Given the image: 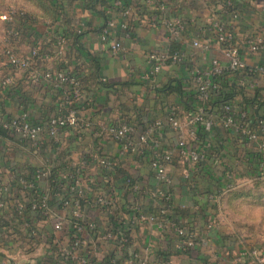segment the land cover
<instances>
[{"label": "crops", "instance_id": "1", "mask_svg": "<svg viewBox=\"0 0 264 264\" xmlns=\"http://www.w3.org/2000/svg\"><path fill=\"white\" fill-rule=\"evenodd\" d=\"M116 1L52 0L61 8L55 22L52 23L49 18L41 20L27 31L28 36L21 37L17 42V48L23 54L29 52L33 39L37 44L45 42L48 49L57 53L55 37L60 33L66 36L62 51L65 53L59 57V60L63 59L58 63L59 70L79 75L83 94L77 104L83 105L80 114L93 129L125 119L135 123V135H138L145 132L155 119L163 118L168 105H177L184 111L182 100L191 99L195 92L193 70L206 75L211 70L213 59L218 60L221 73L209 77L219 88L225 83L233 86L235 100L241 101V94L251 95L255 89L264 95V77L232 72L228 59L221 53V45L214 39L206 51L193 46L195 40L211 37L212 24L221 22L233 34L246 65H264V0H235L232 12L218 4L195 11L192 16L173 7H164L162 15L153 14L155 1L161 0H131L125 10ZM179 13L181 17L177 16ZM174 18H180L185 23L179 38L171 37L164 24ZM110 20L114 21V25L109 28L107 39L102 41L100 33ZM249 39L261 41V49L251 51ZM115 41L121 44V48L112 53L110 47ZM172 42L179 44L182 60L173 62L168 59L159 71L151 73L154 61L149 59V54H170ZM4 67V61H0V74L4 73ZM11 74L13 85L0 87V114L3 118L26 111L31 122L46 124L51 116L65 112L66 109L61 107L68 108L64 105L65 99H68L65 94L68 86L48 82L35 68L25 72L11 71ZM94 74L98 77L94 78ZM100 81L114 83L115 91L109 92ZM165 85L171 89L163 90ZM215 110L214 106L210 108L216 125L208 127L201 124L198 129L200 136L211 142L206 161L196 166L173 163L170 167L173 206L188 208L190 215L181 219L175 210L169 209L167 217L172 214V218H178L187 229L193 230L196 237L194 248H179L178 236L169 223L158 227L155 223L145 222L129 233V252H122L114 246L95 245L90 249L94 259L102 261L105 256L113 254L120 259V264H128L134 251L146 256L148 264H245V260L236 261L239 251L263 242L264 223L261 219L258 222L247 219L234 223L233 220L225 221V215L218 208L207 210V203H212L209 196L222 192L226 176L232 181V187L226 191L249 188L259 179L247 167L248 160L258 152L256 145L221 126ZM91 131L82 127H67L56 137L45 136L40 150L31 149L16 134L0 132V186L10 185L9 193L0 194V199L11 207L0 211L4 224L0 228V264H59L51 253L55 245L67 243L66 233L55 234L52 217H43L30 210L22 218H12L15 197H23L24 191H27L13 178L16 174L29 179L34 177L32 180L37 188L44 190L50 172L59 177L68 163L77 161L86 150L93 149L116 161L112 176L117 200L123 206L134 200L143 213L155 211L159 203L150 197L149 191L158 188L160 183L149 167V149L142 155L124 154L118 143L109 138L96 139ZM161 142L163 147L177 153L175 133L167 126L162 129ZM35 169L46 171V175L37 178L32 173ZM85 177L94 181L93 187L98 191L99 175L92 166L85 170ZM127 179L138 184L139 191L128 188ZM51 208L52 213L55 211L60 217H67L65 211ZM98 213L90 211L91 216H99L97 220L102 227H106L110 218L115 216ZM210 216L215 223L209 228L207 222ZM31 228L38 230L33 239L34 246L28 238ZM103 250L107 254H103Z\"/></svg>", "mask_w": 264, "mask_h": 264}, {"label": "built area", "instance_id": "2", "mask_svg": "<svg viewBox=\"0 0 264 264\" xmlns=\"http://www.w3.org/2000/svg\"><path fill=\"white\" fill-rule=\"evenodd\" d=\"M116 3L120 5L119 1ZM227 4H231V0H228ZM127 12L126 10L125 13ZM36 19L34 14L17 6H9L6 11L0 13V61H4V65H9L11 71L32 68L37 59L48 62L47 68L42 70L40 75L55 85L68 86L69 89L65 94L72 93L75 98L81 99L83 91L79 88V81L67 72L55 71L51 63L52 54L40 53L38 45L31 46L26 54L19 52L17 42L21 39V34L15 24L18 21L32 23ZM164 24L173 38H179L185 29V23L180 18L165 21ZM113 25L114 21L110 20L102 29L100 33L102 41L107 39L109 28ZM210 32L212 33L211 37H206L202 41L195 40L193 46L198 50L206 51L214 39L221 45V53L228 59V67L232 72L264 77V65L247 66L241 59L233 34L224 24L214 22ZM64 41L63 38L58 37L56 51L59 54L64 49ZM248 41L251 51L261 49V41L254 39ZM120 48L121 44L115 41L110 50L115 53ZM148 57L154 61L151 73H155L168 59L179 62L183 55L179 52L161 56L150 53ZM218 64V60L213 59L211 70L206 75L199 70H193L194 93L197 103L195 110L190 109L188 111L185 109L183 111L177 105H168L165 116L155 119L145 132L138 135H135V123L127 120H116L93 129L90 123L81 116L82 110L77 109H69L65 114H55L48 119L46 124L31 122L26 111L10 118H3L0 114V129L18 135L28 143L31 149L40 150L45 136L56 137L67 127L72 129L82 127L91 129V134L96 139L109 138L118 143L121 152L124 154L142 155L147 149L151 152L149 167L160 185L158 188L150 189L149 195L155 202L161 201L162 205L157 206V208L159 207L158 210L155 209L156 211L148 214L143 213L134 200L129 201L124 206L117 200L116 186L112 176L116 161L112 157L92 151L93 149L84 151L77 161L68 163L55 181L53 188L47 185L43 190L37 188L32 181L20 174L14 176V182L27 190L24 191L23 197H15L14 210L16 213L24 216L25 212L30 210L43 217H52L53 232L55 234L66 233L67 243L55 245L51 253L53 259H58L59 264H120V259L113 254L105 256L102 261H97L91 256L90 249L95 245H103L105 247L114 246L122 252L127 250L129 252V233L139 224L145 222L155 223L158 227L169 223L179 237L177 243L179 248L185 249L196 244L193 232L188 231L183 226H175L174 222L167 217L169 208L166 206V202L173 200L170 190L172 185L170 167L173 163H179L182 166H196L208 158L211 142L201 141L198 129L201 124L208 127L216 125V119L208 112L207 101L211 92L219 88L209 77L221 73ZM13 81L14 78L11 73L0 74L1 88L8 87ZM251 85L253 86L254 82ZM221 112V116L218 117L220 125L240 135L246 142L256 145L257 151L263 156L262 162H264V119L257 120L256 126H252L249 117L253 108L240 110L230 103L223 104ZM164 126L175 133L176 154L162 145L161 137ZM90 166L99 175L98 191H95L93 187L94 181L87 180L85 177V170ZM45 175L46 171L41 169L36 172L37 178ZM231 182L229 176H226L221 191L230 189L232 187ZM138 186L136 183L133 184L131 186L132 191H139ZM9 190L10 185L0 186V194L7 195ZM209 200L212 203H217L218 197L211 194ZM5 205V200L0 199V208L5 209ZM51 206L65 211L68 220L65 216L57 215L55 211L52 213ZM92 210L98 211V214L106 213L115 216L110 218L106 227H102L97 220L99 216L90 215ZM214 223L215 219L210 216L207 227H212ZM37 235L38 230L36 228H31L28 231L29 241L33 243L31 246H34L33 239ZM262 241L261 244L240 250L236 261L245 260V264H264V237ZM102 252L107 254L106 250ZM130 257L128 264H148L147 257L139 252L132 251Z\"/></svg>", "mask_w": 264, "mask_h": 264}, {"label": "trees", "instance_id": "3", "mask_svg": "<svg viewBox=\"0 0 264 264\" xmlns=\"http://www.w3.org/2000/svg\"><path fill=\"white\" fill-rule=\"evenodd\" d=\"M118 1L120 2L119 7L122 10H125L128 6H130L131 0H123V1L118 0ZM227 1L228 0H161V1H155V9H154L153 14L162 15V11H163L164 7H173L177 11L179 10L181 12L187 13L188 16H192L195 11L202 10L203 8H209L211 6H217L218 4H221L225 10L232 12L234 10L233 5H234L235 0H231V4H229V5L227 4ZM22 6H19V7L26 9L28 12L34 14L37 19L35 22H32V23L18 21V23L15 24L18 27V29L20 30L21 37L28 36L29 35V32L27 35L28 28L33 29L34 26L38 22H40L41 20H43L45 18H49L52 23L55 22L56 15L59 14L58 9H61V8H58L57 4L53 3L52 0H36L33 2V5H31L33 7L31 10L28 9L29 7H26L27 6L26 4H23ZM177 16L181 17L180 13L177 14ZM63 17L65 19H67L66 15H64ZM58 37H61L66 41V39H65L66 36L60 33L59 35H57L55 37L56 43H57ZM30 44H31V46L38 45L40 47V50H39L40 53L52 54L53 60L51 61V63H52L53 69L55 71H61V70H59V64L62 62L63 59L59 60L60 59L59 57H63V54L65 52L57 54L54 51H51V49H48L47 44H45V42H42L41 44H37L35 39H33ZM175 52L180 53L179 44L172 42L171 47H170V54H173ZM54 55H55V57H54ZM59 55H61V56H59ZM59 61H61V62H59ZM53 62L55 63V65L53 64ZM47 64H48V62H42L39 59H37V61H35L34 67L29 68V69H25V70H21V71L25 72V71H28V70L35 68L40 74V73H42V70H45L47 68ZM4 69H5V71L3 74L11 73V67L9 65H5ZM67 73L69 75L75 77L79 81V86H80L79 88L82 91L83 86H82L81 80L78 78L79 75H76L74 72L72 73L69 71ZM93 77L97 78L98 76H97V74H94ZM99 83L101 84V86L103 88L107 89L109 92L115 91L114 87H113L114 83H107V82H101V81ZM10 85H13V83ZM166 86H168V85H165L163 90L167 89L169 91L171 89V87H166ZM78 100L79 99L75 98L72 95V93L69 94L68 99H65V101H64V105H66L68 108H65V107L62 108L61 107L62 110H65V109L66 110H65V112L61 111L59 114H65L69 109L82 110L83 105L81 106V104L80 105L77 104ZM240 100L241 101L235 100V93H234V87L233 86H230L228 83L222 84V87L211 92L210 98L207 101L208 112L210 114V108L212 106H214V107H216L214 114H216L218 117H220L222 114V112H221L222 105L225 103H230L231 105H235L240 110H246V109L253 108V112L250 114V117H249V119L251 120L252 126H256L257 120L264 119V95H262L258 90L255 89L254 93L251 95L241 94ZM182 106L184 109H186L188 111L190 109L195 110V108L197 107L195 93L191 99L188 98V100H182ZM127 121L132 122L131 120H127ZM0 132L3 134L5 133V131H3V129H0ZM198 135H199V139L201 141H203V142L208 141V140L203 139V137L200 136L199 131H198ZM262 161H263L262 154L257 152L247 162L248 163L247 167L252 172L255 173L256 178H259V179H256L254 181V184L251 187L242 188V189H239L236 191H225L224 194H223V191L222 192L218 191L216 193H212L213 195H216L218 197L217 203L219 201H221V203L225 204L228 208H231V211H234L235 209H239V214L243 213V210H242L243 205H247L248 207H251L252 209H254V208L258 209L261 212V214H264V179H262L264 177V162H262ZM37 171H38L37 169H35V171H32V173L34 172V174H33L34 176H36ZM26 179L32 181L35 184V181L32 180V179H35L34 177H32V179H29L27 177ZM57 179H58V177L55 176L54 173L50 172V176H49V179L47 181L48 187H50V188L55 187V181ZM127 180H129V181H127L126 185L128 188L129 187L131 188V186L133 184H135V182H133L131 179H127ZM35 186H36V184H35ZM217 203L208 202L207 203V210L209 208L214 210V211L217 210ZM160 205H162L161 201H159L158 206H160ZM166 206L173 211L175 210L176 213L179 215V218H181V219L190 215L188 208L174 207L173 206V200L167 201ZM5 207H6L5 209L0 208V211L11 208V207H9V205H7V206L5 205ZM158 208H156V210H158ZM203 210H205V209H203ZM11 213H12V218H16V217L22 218V215H18L16 213V211L14 210V205H13V211ZM171 216H172V214L170 215V217L168 216V218H169V220L174 222L175 226H183L187 229L186 225L181 223L178 218H172ZM243 217L245 218V216H243ZM246 217L249 220H253V219H251V217L249 215H247ZM261 219H264V215H262ZM262 221L264 222V220H262ZM3 225L4 224L2 223V221L0 219V228ZM188 231L193 232L192 229H189ZM178 240H179V237H178ZM194 240L196 242V237ZM191 248H194V247L193 246L186 247V249H191Z\"/></svg>", "mask_w": 264, "mask_h": 264}, {"label": "rangeland", "instance_id": "4", "mask_svg": "<svg viewBox=\"0 0 264 264\" xmlns=\"http://www.w3.org/2000/svg\"><path fill=\"white\" fill-rule=\"evenodd\" d=\"M34 1L36 0H0V13L3 11H6V9L9 6L19 7V6H22L23 4H26L27 5L26 7H29L28 9L31 10L33 8L31 5H33ZM217 208L219 211L222 212L223 215H225L223 217L225 221L233 220L234 223H239V222L242 223V221L247 220V217H246L247 215H249L251 219H253V221L258 222L260 221L259 219H261L262 215H264V214H261V212L258 209H255V208L252 209L251 207H248L247 205L242 206L243 213L239 214V209H235L234 211H231V208H228L225 204L221 203V201L219 203V207ZM243 216H245V218ZM262 220L264 219H261V223H264L262 222ZM256 230H259V229H256Z\"/></svg>", "mask_w": 264, "mask_h": 264}]
</instances>
